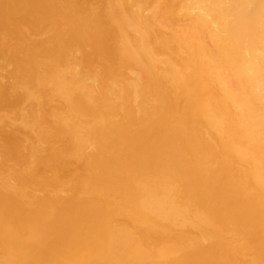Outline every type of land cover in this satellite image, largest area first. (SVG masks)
<instances>
[{
    "label": "bare ground",
    "instance_id": "bare-ground-1",
    "mask_svg": "<svg viewBox=\"0 0 264 264\" xmlns=\"http://www.w3.org/2000/svg\"><path fill=\"white\" fill-rule=\"evenodd\" d=\"M0 264H264V0H0Z\"/></svg>",
    "mask_w": 264,
    "mask_h": 264
}]
</instances>
